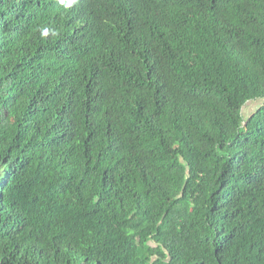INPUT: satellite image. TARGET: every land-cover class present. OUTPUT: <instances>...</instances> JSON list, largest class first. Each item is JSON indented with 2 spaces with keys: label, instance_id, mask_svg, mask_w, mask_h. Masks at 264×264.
Returning <instances> with one entry per match:
<instances>
[{
  "label": "trees",
  "instance_id": "16d2710c",
  "mask_svg": "<svg viewBox=\"0 0 264 264\" xmlns=\"http://www.w3.org/2000/svg\"><path fill=\"white\" fill-rule=\"evenodd\" d=\"M256 99L264 0H0V264H264Z\"/></svg>",
  "mask_w": 264,
  "mask_h": 264
},
{
  "label": "rangeland",
  "instance_id": "374dc122",
  "mask_svg": "<svg viewBox=\"0 0 264 264\" xmlns=\"http://www.w3.org/2000/svg\"><path fill=\"white\" fill-rule=\"evenodd\" d=\"M263 103H264L263 99H256V100L248 101L243 107L244 116H248L249 114H251L259 106H261Z\"/></svg>",
  "mask_w": 264,
  "mask_h": 264
},
{
  "label": "clouds",
  "instance_id": "9594fccd",
  "mask_svg": "<svg viewBox=\"0 0 264 264\" xmlns=\"http://www.w3.org/2000/svg\"><path fill=\"white\" fill-rule=\"evenodd\" d=\"M61 2L63 3V0H61ZM46 31H47V30H45V34H46Z\"/></svg>",
  "mask_w": 264,
  "mask_h": 264
}]
</instances>
